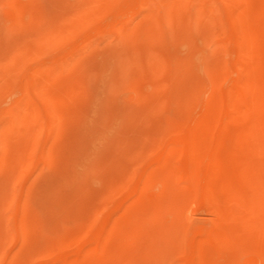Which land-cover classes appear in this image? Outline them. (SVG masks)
Masks as SVG:
<instances>
[{
    "label": "rangeland",
    "instance_id": "1",
    "mask_svg": "<svg viewBox=\"0 0 264 264\" xmlns=\"http://www.w3.org/2000/svg\"><path fill=\"white\" fill-rule=\"evenodd\" d=\"M263 220L264 0H0V264H264Z\"/></svg>",
    "mask_w": 264,
    "mask_h": 264
},
{
    "label": "bare ground",
    "instance_id": "2",
    "mask_svg": "<svg viewBox=\"0 0 264 264\" xmlns=\"http://www.w3.org/2000/svg\"><path fill=\"white\" fill-rule=\"evenodd\" d=\"M181 59H182V58H181ZM193 59H194V57H193ZM193 65H194V64H193ZM81 66H82V65H81ZM193 67H194V66H193ZM197 70H198V69H197ZM190 71H191V70H190ZM179 75H181V74H179ZM184 79H185V78H184ZM119 80H120V79H119ZM181 87H182V86H181ZM103 89H104V87H103ZM101 91H102V90H101ZM85 118H86V117H85ZM85 118H84V119H85ZM159 128H160V127H159ZM164 129H165V128H164ZM78 135H79V134H78ZM79 136H80V135H79ZM100 137H101V136H100ZM97 138H98V137H97ZM97 138H96V139H97ZM94 139H95V138H94ZM256 139H257V138H256ZM257 140H259V139H257ZM91 141H92V140H91ZM97 141H98V139H97ZM105 141H106V140H105ZM226 141H227V140H226ZM95 142H96V141H95ZM249 142H250V141H249ZM89 143H90L91 145H93V142H92V143L89 142ZM97 143H98V142H97ZM227 144H228V143H227ZM248 144H249V143H248ZM249 145H250V144H249ZM75 146H76V145H75ZM75 146H74V147H75ZM83 147H84V146H83ZM85 148H86V147H85ZM92 148H93V147H92ZM106 148H107V147H106ZM109 148H110V147H109ZM93 149H94V148H93ZM104 149H105V148H104ZM105 150H106V149H105ZM93 152H94V151H93ZM62 153H63V152H62ZM78 153H79V152H78ZM76 154H77V153H76ZM88 154H89V153H87V155H88ZM104 154H105V153H104ZM73 155H74V154H73ZM74 156H75V155H74ZM89 156H90V155H89ZM102 156H103V155H102ZM87 157H88V156H87ZM97 157H98V156H97ZM104 157H105V155H104ZM104 157H103V158H104ZM73 158H74V160H72V161H76V160H75V157H73ZM78 158H79V157H78ZM87 159H88V158H87ZM105 159L107 160V158H105ZM67 160H68V158H67ZM68 162H69V161H68ZM80 162H81V164H82V163H87L88 161H87L86 159H83V158H82V161H80ZM115 162H116V161H115ZM77 163L79 164V162H77ZM88 163H89V162H88ZM118 163H119V162H118ZM119 164H120V163H119ZM88 166H89V165H88ZM107 167H108V166H107ZM112 167H113V166H112ZM120 168H121V166H120ZM122 169H123V168H122ZM110 170H111V168H110ZM73 171H74V170H73ZM71 172H72V171H71ZM119 172H120V171H119ZM117 173H118V172H117ZM116 175H117V174H116ZM74 176H75V175H74ZM69 179H70V177H69ZM65 180H66V179H65ZM198 183H199V182H198ZM76 184H77V183H75L74 185H76ZM70 185L73 186V184H70ZM157 186H158V184H157ZM160 186H161V185H160ZM54 187H55V186H54ZM65 188H66V187H65ZM74 188H75V187H73L72 190H75ZM78 188H80V187H78ZM53 189H54V188H53ZM62 189H63V188H62ZM72 190H71V191H72ZM81 190H82V189H81ZM45 191H46V190H45ZM78 191H79V190H78ZM64 192H65V191H64ZM39 193H40V192H39ZM43 193H44V192H43ZM47 193H48V192H47ZM53 193H54V192H53ZM79 193H81V192H79ZM86 193H87V190H86ZM66 194H67V193H66ZM49 195H50V194H49ZM49 195H48V196H49ZM69 195H70V194H69ZM46 196H47V195H46ZM72 196H73V194H72ZM49 197H50V196H49ZM50 198H52V196H51ZM50 198H49V199L47 198V199L50 201ZM54 198H55V197H54ZM162 199H163V198H162ZM52 200H53V199H52ZM52 200H51V201H52ZM49 201H48V202H49ZM51 201L49 202L50 204H51ZM68 201H69V200H68ZM169 201H170V200H169ZM63 202H64V201H63ZM170 203H171V202H170ZM50 204H49V206H50ZM64 204H65V202H64ZM53 205H54V204H53ZM62 207H63V206H62ZM50 208H51V209L53 208L54 211H55V207H50ZM57 208H58V207H57ZM51 209H50V210H51ZM58 209H59V208H58ZM58 209H57V210H58ZM153 209H154V208H153ZM38 210H39V209H38ZM57 210H56V211H57ZM54 211H53V212H54ZM57 212H58V211H57ZM153 212H154V211H153ZM186 213H187V212H186ZM62 214H63V213H62ZM150 214H151V213H150ZM150 214H149V215H150ZM64 215H65V212H64ZM152 215H153V214H152ZM59 216H60V215H59ZM153 216H154V215H153ZM185 216H187L186 219H188V218L190 217V216H188L187 214H186ZM41 218H42V217H41ZM56 218H57V217H56ZM52 219L54 220L55 217L52 218ZM47 221H48V222H46V223H47L46 225L49 226V222H50V221H49V220H47ZM55 221H56V220H55ZM55 221H54V222H55ZM263 221H264V220H263ZM31 223H32V222H31ZM262 223H263V222H262ZM262 223H261V224H262ZM44 224H45V223H44ZM53 224H54V223L51 222V224H50V225H51V226H50L51 229H52ZM58 225H59V224H58ZM43 226H45V225H43ZM43 226H42V227H43ZM55 226H56V225H55ZM252 226H253V225H252ZM244 228H246V227L244 226ZM42 229H45V227L42 228ZM45 230H46V229H45ZM146 230H147V229H146ZM236 230H237V229H236ZM124 231H125V230H124ZM49 232H50V231H49ZM136 232H137V231H136ZM42 234H44V233L42 232ZM216 234H218V233H216ZM44 235H45V234H44ZM48 235H49V234H48ZM222 235H224V234H222ZM235 236H236V232H235ZM237 236H238V238H239V235H237ZM237 236H236V237H237ZM45 237H46V236H45ZM48 237H49V236H48ZM221 237H222V236H221ZM224 237H225V236H224ZM48 239H49V238H48ZM212 239H213V238H212ZM219 239H220V238H219ZM222 244H223V243H222ZM222 246H223V245H222ZM149 254H150V253H149ZM158 255H159V254H158ZM161 255H162V254H161ZM149 256H150V255H149ZM150 257H151V256H150ZM155 257H156V256H155ZM131 258H132V257H131ZM145 259H146V258H145ZM150 259H151V258H150ZM84 260H85V259H84ZM130 260H131V259H130ZM155 260H156V258H155ZM147 261H148V260H147ZM217 261H218V259H217ZM132 262H133V261H132ZM210 262H211V261H210ZM230 262H231V260H230ZM101 263H102V262H101ZM129 263H130V262H129ZM160 263H161V262H160ZM214 263H215V262H214ZM84 264H85V263H84ZM98 264H99V263H98ZM102 264H103V263H102ZM143 264H144V263H143ZM216 264H217V263H216ZM220 264H221V263H220ZM224 264H225V263H224Z\"/></svg>",
    "mask_w": 264,
    "mask_h": 264
}]
</instances>
